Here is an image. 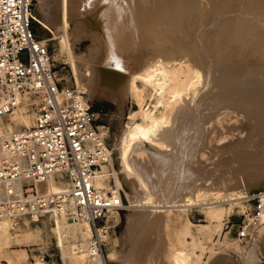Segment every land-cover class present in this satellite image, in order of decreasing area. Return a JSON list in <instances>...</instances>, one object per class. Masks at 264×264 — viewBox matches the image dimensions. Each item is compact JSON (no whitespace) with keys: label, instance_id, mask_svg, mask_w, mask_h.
Here are the masks:
<instances>
[{"label":"bare ground","instance_id":"obj_1","mask_svg":"<svg viewBox=\"0 0 264 264\" xmlns=\"http://www.w3.org/2000/svg\"><path fill=\"white\" fill-rule=\"evenodd\" d=\"M42 1L40 2L42 3ZM95 1L56 0V9L49 17L50 20L47 23L39 19L38 15L33 14L34 23H38L43 31V36H40V38L45 42H47V39L44 35L60 38V47L66 49L68 53L69 67L74 86L76 87V94L80 95V93H83L84 95V92H87L89 97L86 96L84 98L87 99V103L90 100V96L98 95L118 98L124 93L131 95L136 100L138 110L128 115L131 121L123 127L120 140L116 144L118 167L117 169L113 167L115 188L125 186L127 189L125 194L129 204L126 208L125 219L128 228L133 229L134 226L140 223L141 219L144 220L149 217L157 218L163 223H166L169 219L173 223L180 221L181 224L174 235L175 244L170 252V264H200V258L205 253L206 257L203 258L201 264H206L207 260L218 248L215 249L213 243L210 247L204 245L200 238L198 239V235L211 240L212 235L219 233L221 230V222L224 220L226 209L228 210L235 204L241 203L242 197L250 189L264 187V74L262 73L264 66L260 68L262 72L259 69L260 73L258 68L256 69L261 76H255L252 70L247 69L248 74H245L243 78L242 74L246 72V67L244 69V66L240 65L245 70L244 72L240 70L239 64L229 67L225 63L218 62L219 64H212L218 66L214 67L211 65L212 69L209 67V71L206 70L208 64L204 61L203 64L206 68L203 64L200 65V62H203V58L192 47L190 48L197 54L196 56L195 54L193 56L192 50V54L189 53L192 58L180 56L189 48L185 47L182 42H172V39L179 36L182 32L188 34L190 30L192 32L196 31L195 29L192 30L193 27L197 28L195 26L198 24H195L196 22L194 21L199 20L201 9L204 8L202 6L205 3L208 6L210 5L209 0H98L97 3ZM211 4H213V7L215 6L213 2ZM206 5L205 8L208 7ZM48 7L50 9L51 6L48 5ZM205 8L203 10L207 12L208 9ZM192 23L195 26H192ZM139 27L143 29L141 30L143 33L145 31V34L149 33L152 39L158 37L163 50L175 51V55L168 59L157 57L132 64L133 55L129 56L128 53H124V50L129 46L132 36L140 33V30H137ZM76 31L93 35L96 45L99 43L98 36L101 35L106 47L104 46V49L97 54H93L87 60L76 59L72 49V44L74 43L70 41L71 34L73 33L75 37ZM251 32L254 33L251 34ZM251 32L248 31L247 36L248 34L259 35L260 31L253 30ZM188 35L191 36L190 33ZM188 43V46H191L190 42ZM260 43L264 49V38H261ZM184 48H186V51ZM81 64H84V66ZM199 65L203 66L204 69L203 67L200 68ZM204 75L206 78L203 81ZM62 88L63 92H66V89H70L67 85L62 86ZM146 96L149 98L148 102L145 99ZM208 96L213 97V99L214 96H217L214 99L216 103H212L211 99L208 101ZM206 99L207 101L204 102V105L207 102L208 104L211 102L214 107L211 104L206 107L212 106L214 110L216 109L215 112L213 113V110L211 112L209 109L211 114L209 113L206 116L208 110H206V114L205 110L200 111L203 109V104L201 109L197 111L198 113L204 112L201 114L203 115L202 117L205 114L204 119L200 117L202 121H205V123H202L211 124L212 130L198 123L210 131L209 133L207 131L206 136L209 137L210 133H218L220 135L217 137L218 140L219 138L220 140L224 138L223 142L216 140L217 142L215 143L218 145L216 146L215 144L214 147L216 149L215 153H220L221 151L220 154L226 153V155L220 157L221 159H218L219 156L217 155L219 162L217 159V162H215L216 164H227L229 166H233L235 164L232 163H236V166H233L236 174H232L228 170L218 171V173L220 172L218 179H213L214 181L211 180V182L207 181V177L204 178L202 176V179H199L200 175H197V178L195 177L191 182L187 180L190 179L188 177L185 179L190 183L187 181H184L185 184L180 182L176 185L175 183L177 187L172 184L158 192L159 194L170 196L169 199H154L150 192L144 191L145 185L136 172L149 177L151 174L149 166L151 168V165H156L154 163L156 161L159 163L168 160L167 163L173 164L175 162L170 163L169 161H173L174 158L178 157L177 159H179L180 157L183 161L185 157L187 160L192 156H189L192 153L190 152L192 147L189 146L191 145L190 143L195 142L191 139L193 136H197L195 135L196 132H191L190 137L186 136L184 138L185 135L180 130L185 129V127L188 130L190 124L197 122L198 113L195 112V104L197 102L201 106L202 101ZM27 103V97H20L17 105L13 107L10 113L0 115V142L5 137V134L32 125L34 112L32 119H30ZM243 104L254 105L258 110L252 109L253 113H251V116L246 114V112H244V116H241L239 111L240 108H243ZM206 107L204 106L205 109ZM7 114L11 115L10 119H3L2 117ZM251 118L255 119L253 128L249 124ZM239 119L244 120L239 123ZM181 126L184 127L182 128ZM178 127H181L180 130L178 129L180 131L178 135L182 134V143L180 141L181 137L180 143L176 140L179 137L175 136ZM197 127L201 128L200 125H197ZM206 129L205 131L203 129L200 130L204 131L205 134ZM197 131L199 132V130ZM105 134L106 131L101 130L98 135V141H102V137ZM199 136L202 138V135ZM174 137L175 141H178L176 143H179L177 144L178 146L182 144L180 155L176 151L179 147L177 148V145H174L175 141L174 143L172 141ZM208 137L206 138L208 139ZM136 142H147L149 149L144 150L139 145L134 146ZM170 145H173L172 149L168 147ZM181 148L179 149L181 150ZM150 151L153 152L148 154ZM175 151L177 154H175ZM192 157L194 158L195 155ZM150 159L155 160L153 164H150L152 163ZM163 162L162 165H166V162L165 164ZM188 163L190 164L189 159ZM169 164L167 166L171 170L173 165L169 166ZM157 167L160 166L158 165ZM170 167L172 168L170 169ZM182 167L181 171H186ZM157 169L160 171L161 168ZM168 169L167 171H169ZM205 170L208 174L212 172L208 169ZM106 172V167H103L101 171L95 172L91 183L96 189L104 191L105 189L114 188L106 180ZM182 172L178 170L179 174L184 175L185 172ZM204 172L203 170V173L201 172L200 174L206 175ZM37 187L38 191L42 193L46 191L72 193L69 190V180L60 174L49 175L43 182L37 183ZM181 188L193 189V195L178 193ZM5 189L6 183H3L0 186V201L2 203L9 200L6 198ZM178 195L181 197H177ZM74 205L75 199L69 201L67 207L61 204L58 209H52L47 215L44 214L40 217L25 215L20 218L24 220V227L21 229H15L14 225L16 222L10 217L3 216V211H0V250L30 245L32 243L31 240L34 241L35 238L42 237V227H44V229L50 228L56 233V247L61 251L63 264H65L67 253L74 257L76 261H83V264H108L107 262L117 261L116 254L111 249L106 250L103 255L91 253L89 240L92 235V227L86 218L87 212L84 210L76 212L81 213V220H71L68 215L63 213L65 208ZM191 205H201L204 214L209 218L208 222L199 223L196 228L194 227L195 233L191 232L192 228L190 226L192 223L184 216ZM150 206L153 208L150 211H146L145 207ZM114 213V216L117 217L116 213L118 212L114 210L106 212L103 220L110 223L108 216ZM182 227H185V229L182 230ZM255 236L248 239V245L240 247L241 253L244 255L251 252L253 254L256 253L258 243H256ZM228 237V233L225 232L222 238L226 243L230 240ZM203 240L205 241L206 239ZM216 242L219 241L217 240ZM65 245H68V252H66L67 248H64ZM151 245L152 243L147 241L140 246L133 247L125 256L122 264H162L160 261L162 248H153ZM10 251L11 253L5 257L6 264H23L26 262L27 251L24 248L11 249ZM36 264L46 263L38 260Z\"/></svg>","mask_w":264,"mask_h":264},{"label":"rangeland","instance_id":"obj_2","mask_svg":"<svg viewBox=\"0 0 264 264\" xmlns=\"http://www.w3.org/2000/svg\"><path fill=\"white\" fill-rule=\"evenodd\" d=\"M40 1L41 0L33 1V5H32V9L34 12L33 14H35L36 16L38 15L37 17L39 19L47 23L50 20L49 17H51L52 13L56 9V0H43L42 3ZM97 2L98 0L95 1V3ZM208 2L210 3L209 5L210 7L206 5V3L202 7L205 8V5H206L208 7H206L205 9H208V11L210 9L212 10H210V12L208 11L206 12L205 10H203L204 8H202L201 9L202 12L200 11L202 14L201 13L199 14V17L201 19L198 18L199 19L198 21L197 20L194 21L196 22L195 24L198 23L197 26H195V24L192 23L193 24L192 26L197 27V28L193 27L192 29V30L194 29L196 30V31H193L195 34L193 35V32L190 30L188 34L190 33L191 36H189L185 32H182L179 36L174 37L172 39V42H182L183 44H185V47L189 48L187 51H186V48H184L186 52L182 53V55L180 56H183L184 58H192L190 54H192L194 50L200 57L203 58V62L202 63L200 62V65H202L204 61L206 62V64H208L207 68L203 64V66L208 71H209V67L211 68L212 66H214L212 64H215V63L217 64L218 62H222V63H225V65L229 67H234L238 64L239 66L240 65L244 66V69L246 67V72H245V70L242 69L243 67L240 66L241 67L240 70H243L245 72L244 74H242L243 78L245 77L244 76L245 74H248L247 69L252 70L255 76L257 75L258 77L261 76V74L259 75L260 70H261L260 68L264 66V55H263L264 49L262 48L261 46L262 44L260 43L261 38H264V0H211V1L209 0ZM212 2L215 5L214 7H213V4H211ZM48 5L51 6L50 9ZM33 25H34L37 35L43 36V31H42L41 26L38 23H34ZM252 29L260 31L259 35L258 34L251 35L254 33V32H251L253 31ZM137 30L138 31L140 30L139 31L140 33L132 36L131 42L128 44L129 46H127L126 50H124V53L125 52L128 53L129 56L133 55L134 59L131 62L132 64H136L138 62L145 61L150 58L154 59L157 57L168 59L175 55V51L163 50L161 41L158 37H156L155 39H152L149 33L145 34L146 32L145 30H144L145 31L144 33L143 31H141L143 29H141L140 27L137 28ZM248 31H250L251 34L250 35L248 34L247 36ZM76 32L77 33L75 34V37L73 33L70 36V41L74 43L72 44V49H73L74 55H76V59H81V60L86 59L87 60L91 56H93V54H97L100 52V50L104 49V46L106 47V44L101 35L98 36L99 43L97 44L98 45L97 46L95 44L93 35L83 34L78 31ZM44 36L47 39L50 52L53 55L56 75H57V78L61 86H65V85L69 87L74 86L71 70L69 67L70 63H69L68 53L66 49H62L60 47V42H59L60 38L59 37L52 38L50 35H44ZM76 38L79 40H77ZM188 42H190L191 46H188L189 45ZM186 43L188 44L186 45ZM190 47H192L193 50ZM196 53L193 52V56L194 54L196 56L197 55ZM81 65L84 66V64H81ZM203 66H200V68H202ZM216 66L218 65H215L214 67ZM257 68L258 70L260 69L259 73H257V70H256ZM248 72L251 73V71H248ZM262 73L264 74V71ZM205 78L206 76L204 75L203 81ZM86 96L89 97L88 93L84 92V98ZM211 96L207 97L208 101L209 99H211L210 101L212 103L214 102L216 103L214 99L217 96L216 97L214 96V99L213 97L211 98ZM145 99L147 100V102L149 101V98L147 96L145 97ZM207 99L202 101L203 103H201V106H200V103L196 102L195 112L198 113L197 110L201 109L202 104L204 105V102L207 101ZM88 102L94 107V109L103 110L102 114L100 115L99 122H98L99 125H102V126H98V129H99V132L101 130L106 131V134L104 135V140L113 151V154H112L113 164H114L115 169H117L118 154L116 151V144L120 140L123 127L126 124H129L131 121L128 115L131 112L138 110V105L136 103V100L131 95L124 93L118 98H112L109 96H98V95L90 96V100H88ZM210 104H208L207 102V104L204 106L206 107L207 105H210ZM204 106L202 107L203 109H201L200 111L205 110L204 111L205 114L208 112L206 116H208L209 113L211 114L212 110H213V113L216 110V109L214 110L213 108L214 105H212L213 107L210 106L211 108L206 107V109L204 108ZM209 109L211 112L209 111ZM252 109L258 110V108H256L254 105L250 106L249 104H243V108H240L239 115L244 116L245 115L244 112H246V114L251 116V113H253L251 111ZM206 110L208 111L206 112ZM33 112L34 111L31 108H29L28 113L30 114V119H32ZM203 113L202 112L198 113L197 118H196L197 122H193L192 123V125L194 124L193 126L190 124V127H189L190 130L189 129L187 130L186 127L184 129L183 128L184 126L183 127L181 126V127L185 131L183 129L180 130L181 127L177 128V130L179 129L181 133L185 135L184 138L186 136L190 137L191 132L192 133L196 132L195 135L198 136V137L196 136L198 139L193 136L191 140L195 142L190 143L192 146L190 144H189L190 146L188 145L189 147L193 148V149L191 148L190 152L194 153V154L191 153L189 156L195 155L194 158L196 160L192 156H191L192 158L187 157L190 162L189 164L188 159L186 160V157L184 158V160H186L187 162L184 160L182 161V158L180 159V157L179 159H177L178 158L177 157L176 159L174 158L175 161L174 159L173 161H169L170 163L175 162L173 164L171 163L173 166L167 163L168 160L164 162L162 161L164 164L166 162V165L164 166L162 165V162L158 163L156 161L154 163H156V165L158 164L160 167H157L158 165L156 166L155 164L154 166L151 165V168L149 166V170L151 171V174L149 173L150 174L149 177H146L144 174H141L135 171L141 178L143 184L145 185V187L143 188L144 191L150 192L154 199L156 200L169 199L170 196L159 194L158 192L160 190L162 191V189H165L166 187L172 184L174 187H177L176 185H178L180 182H182V184H185L187 180L191 182V180L193 181L195 177L197 178V175L198 176L200 175L198 177L199 179H202V176H203L204 178L207 177L206 179L208 182H211V180L214 181L215 179H218V174L220 173V172L218 173V171L228 170L232 174H236L234 167H233V166H236V163H232V164H235L233 166L231 165L232 167L227 164H224V165L223 164L220 165L219 163L216 164L217 161L219 162L218 159H221L220 157L225 156L226 153L220 154L221 151L220 153L216 151L218 154L215 153V150H216L214 147L216 144L215 142L220 140V138L219 140L217 139V137L220 135H218V133H210L209 137L206 136L207 131L209 133L210 132L209 130H212V127H211V124L202 123V122L205 123V121H202V119H204L205 117V114H204V117H202L203 115L201 114ZM10 117L11 115L7 114V115H4L2 118L5 120H8L10 119ZM243 120L244 119H239V123L243 122ZM198 122L201 123L202 125H205L207 129L209 130H207L205 126H202ZM254 123H255V119L251 118L249 122V124L251 125V128L254 127ZM197 125L198 126L200 125V127L201 126L202 127L196 128ZM195 128H196V131H195ZM200 129H203L204 131L206 129L205 134H204V131ZM179 130L176 131L177 134L175 136L177 137L179 136L178 139L176 138V140L178 141L180 140V137H181L180 141L182 143V134H180L181 136L178 135L180 133ZM197 130H199V132ZM199 135H202V138H200L201 136ZM206 137H208V139ZM221 139L222 140H220V142L221 141L223 142L224 138H221ZM172 141L174 143L175 137ZM178 141H175L174 143L175 146L180 143V141L179 143H176ZM136 145H139L141 149H144V150L149 149L147 142L145 143L136 142L134 143V146ZM217 145L218 144H216V146ZM172 146L170 145L168 147L172 149L173 148ZM181 146L182 144L179 146L177 145L176 147L181 148ZM179 148L176 151H178V154L180 155L182 152V148L181 150ZM176 151H175V154H177ZM152 152L150 151L148 154ZM217 155L219 156L218 159H217L218 157ZM193 159L195 162L193 161ZM153 161L155 160L150 159V162H152L150 164H153ZM168 164L169 166L173 167V168L170 167V169L172 168L171 170L168 169L169 168L167 166ZM183 164L184 165L186 164L185 166H187V168H185ZM218 164L219 166H217ZM214 165L216 168L214 167ZM164 167H165V170H164ZM181 167L184 168V170L186 169V171H183L185 172L184 175L182 174L183 176L181 175V173L180 174L178 173V170L182 172ZM157 168H161L160 171ZM167 169L169 171H167ZM205 169H208L209 171H212V172L208 174L206 173ZM198 170H201V171H198ZM203 170L205 171L204 174L206 175L200 174L201 172L203 173ZM209 175L210 177H208ZM188 177H190V179L186 180L185 178H188ZM189 181L187 182L190 183ZM108 183L110 184L112 183V181L109 180ZM121 188L123 189L122 198L124 201L125 209L120 211V213H116L117 217L114 216L115 213L110 214L108 216L109 221L111 222V224H114V225L109 230V234L107 235L105 239V251H104L106 252V250H110V249L113 250L116 254L117 261L115 262L112 261V262H107V263L108 264H122L124 262L125 256L128 254V252L133 247L140 246L146 243L147 241H150V243H152L151 246L153 248H156V247L162 248V253L160 255V261L162 262V264H170V252L175 244L174 235L179 225L181 224L180 221L177 223H173L169 219V221H167L166 223H163L157 218L149 217L144 220L141 219L138 225L134 226L133 229H129L127 226V221L125 219L126 218L125 213L127 212L126 208H127V205L129 204V201L125 194V190L127 189L125 188V186H122ZM263 188L264 187L253 188V189H250L247 193L253 192L259 189H263ZM178 193H189V195L192 196L193 189L181 188L179 189ZM179 195L177 197L180 198L181 196ZM245 203L246 202L244 203L241 202L239 204L240 206H243V204ZM239 204H235L234 206L230 207L228 210L226 209V212L223 218L224 220H222L221 222V230L217 234L214 233L211 237V240L205 238L202 235H198V239L200 238L201 242L208 247L212 246V243H213L214 248L215 249L218 248L216 249L217 251L215 250V253L228 252V251H230L231 253H236L241 258V261L243 262V264H244V260L246 262L245 264H247L257 259L256 253L253 254V252H251L250 254L244 255L243 253H241L240 247L243 245L249 244L248 240L247 241H244V240L249 237L255 236L257 233L256 230L258 228L252 231L249 230V232L251 231L250 232L251 234L245 239H243L242 242L237 239L236 237L237 225L239 224L241 220V216L239 215L240 209L238 208ZM145 208H146L145 209L146 211H150V209H152L153 207L150 206V207H145ZM231 214H233V216H229ZM184 216L187 220H189L192 223V225L190 226L192 228V229L190 228L192 233H195V228L197 224L206 223L209 220V218L204 214L201 208V205L200 206L199 205L189 206ZM227 219L229 220L228 223L226 222ZM15 222H16V224L14 225L15 229H21L24 227L23 219H19L17 221L15 220ZM42 228H43L42 237L35 238L34 241L31 240L32 243L30 245H27L25 247L16 246V247H11L8 249L5 248V249L0 250V264H6L5 257L11 253L10 251L11 249H20V248H24L27 251L26 252L27 259H26V262L23 264H26V263L36 264V261L38 260H42L46 264H63V260L61 257V251L60 249L56 247V233L50 230V228H47V229H44V227ZM184 229L185 227H182V230ZM225 232L228 233V236H229L228 238H230V240L228 239L229 241H227V243L222 238ZM201 238L206 239V240L204 241ZM217 240L221 243L216 242ZM64 248L65 249L67 248L66 252H68V245H65ZM205 257H206V253L202 255V257L200 258V264L202 263V260ZM64 263L65 264H83V261H76L74 257H71L67 253Z\"/></svg>","mask_w":264,"mask_h":264},{"label":"built area","instance_id":"obj_3","mask_svg":"<svg viewBox=\"0 0 264 264\" xmlns=\"http://www.w3.org/2000/svg\"><path fill=\"white\" fill-rule=\"evenodd\" d=\"M33 1L0 0V115L10 113L23 96L34 111L31 126L5 134L0 142V186L6 183L9 199L0 201V211L15 221L25 215H47L75 199V205L63 213L81 220L76 212H87L91 253L103 255L114 225L103 220L105 214L125 209L123 189L113 183V151L104 137L98 141L103 110L94 109L83 93L77 95L75 86L62 91L49 44L33 25ZM103 167L114 187L104 191L91 183ZM51 174L68 179L72 193L38 191L37 183ZM242 202L247 204L238 205L241 220L236 231L241 242L249 230L264 224V188L246 193Z\"/></svg>","mask_w":264,"mask_h":264},{"label":"crops","instance_id":"obj_4","mask_svg":"<svg viewBox=\"0 0 264 264\" xmlns=\"http://www.w3.org/2000/svg\"><path fill=\"white\" fill-rule=\"evenodd\" d=\"M256 230V256L257 259L247 264H264V224L257 227ZM250 238V237H249ZM249 238L245 239L247 241ZM206 264H243L241 258L236 253L228 252H217L214 253Z\"/></svg>","mask_w":264,"mask_h":264}]
</instances>
